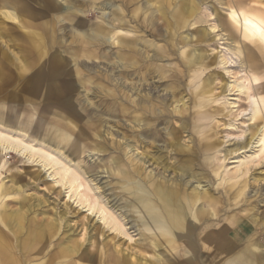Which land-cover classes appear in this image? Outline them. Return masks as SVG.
<instances>
[{
    "label": "bare ground",
    "instance_id": "6f19581e",
    "mask_svg": "<svg viewBox=\"0 0 264 264\" xmlns=\"http://www.w3.org/2000/svg\"><path fill=\"white\" fill-rule=\"evenodd\" d=\"M179 1L181 0H171L172 3ZM192 1L182 0L183 9L180 12V15L183 14L182 17L185 18V11L194 9ZM143 4L145 26L144 29L137 30L138 33L134 32V28L129 27L127 21L123 20L118 13L115 11L108 12L107 9L110 4L103 1H98L99 7L97 8L102 12L101 20L105 26L101 24L88 29L78 27L83 26L82 24L85 25L87 21L83 18H79V21L78 16H74L76 15L75 11L78 12L77 9L72 10L66 0H0V16L22 25H29L30 22L48 20L51 13L57 14L59 21L72 23L73 37L79 39L84 47H89V49H84L86 56L96 54L97 57L112 60L110 61L111 66H106L105 72H115V75L118 76L114 79L115 81L136 73L139 82L147 79L152 80L155 76H158L177 83L181 79L180 77L183 76H179V73L182 74L181 65L179 62L172 61L170 49L167 45L159 44L156 41L160 33L154 20L155 13L161 12L158 0H145ZM205 9L208 17L206 33L211 35L218 45L212 47V51L217 53V66L223 70L224 76L228 79L225 83L227 90L226 104L228 112L233 114L234 120L224 124L226 132L222 137V141L225 143V149H215L214 144L208 141L203 143L202 148L205 150L215 149L210 155L211 162L214 163V160L217 159L219 164L225 166L226 172L235 173L234 177L241 176L246 174L252 165H257L264 160V111L259 107L257 101L264 93V83L257 76L250 73V69L256 65L257 54L245 47L246 39L254 42L257 49H262L264 46V11L243 7L236 9L226 6L223 9L228 24H225L220 17L214 15L208 6ZM184 18H181L180 23L184 22ZM227 25H232L240 34L239 40H235V34L227 30ZM3 34H5L4 31L0 32V43L5 44L6 47V43L2 40ZM148 35L152 38H147ZM204 35L203 33L199 34V39L201 36H206ZM190 37H193V34H190ZM188 39L189 37H186L185 40ZM33 40L34 38L28 40L29 44L26 49L29 52V62L39 60L37 62L38 67L30 77L19 82V90L25 89L28 91L31 97L23 96L28 101L43 98L47 105H54L66 111V105L71 106L73 104L72 95L81 86V83L80 81L77 82L78 86L69 83L68 78L62 76L59 61L53 56L47 58L46 62L43 61L44 58L41 56V50L43 49H40ZM170 47L173 49L172 45ZM113 48H115L114 51ZM181 53L182 60L184 59L189 64L197 62L201 58V53L197 50H194L190 55L185 53V50ZM10 57L7 56L5 59L8 60ZM20 62L22 65L21 59ZM6 75L7 77L3 76V78H7L4 82L8 83L11 77L8 74ZM107 75L112 81V76L108 73ZM135 77L136 75L132 79ZM145 85L148 88L145 90L142 88L144 92L142 93L134 85L128 87L120 84L119 88L115 84L114 88L121 90L119 97V101L122 102L121 113L124 116L126 115V104L129 101L134 111L129 121L133 124L132 128L136 129H132L131 135L125 136L122 134L123 147L122 142L119 141L113 148L119 151L123 148L126 155L129 152L132 153L129 159L134 162L133 168L138 174H142L146 170L145 164L148 167L152 166L146 173L148 182L150 187L161 192L162 200L166 203L164 210L170 224V228H167L168 235L165 234L164 238L160 237L158 240L165 239L166 242L168 241L170 248L175 246L174 248L183 250L185 247L194 251L198 247L196 244H190L191 246H189L184 234L174 233L171 229H182L187 233V228L198 225L205 215L204 210L198 204L202 200L210 204L209 215L216 219L218 211L215 205L219 200L210 194L209 189H206V186L201 183L199 171L193 168L190 160L185 158L181 162L174 161L171 168L163 163L160 157L139 150V145L153 147L155 143L161 141V145L156 144L159 150L175 153V146L179 142H177L176 130L168 123L167 117L171 114L184 117L189 108V99L181 95L173 99L171 103L175 104L169 110V105L162 97L153 95L152 83L148 82ZM164 89L165 87L160 91H164ZM109 90L106 91L107 95H112L111 88ZM88 91V89H84L83 98L81 95L78 101L82 103L83 115L89 128L93 131L92 136L88 135L89 143L92 144L93 153L94 151L104 152L106 146L101 141L103 135H99L102 124L104 123L105 126L103 133L113 135L114 132L112 131L113 126H108V122L103 119L102 114H104V111H111L114 103L112 100L107 101L101 110H89L87 105L91 101L87 97ZM127 91L131 92L132 97L128 96ZM16 97L23 98L21 95H10L12 100H15ZM12 108L8 107L9 110ZM13 112L14 114L10 113L8 117L6 114L3 118L0 116V154L8 155L12 153L16 157H23L27 162L37 166L38 169L44 171L52 184L62 188L67 200L73 203L76 208L82 209L86 215L94 217L98 223H101L113 234L132 240L131 234L122 221V215L113 208L111 209L108 205V199L97 192L99 186L93 182V179L88 178L78 162L74 163L72 161L71 155L79 156L83 149L87 147L85 141L88 137L85 133L83 131L79 132L85 140L77 138L76 135L75 137L71 136L64 127L63 118L65 117L62 114L53 115L50 120L39 118L35 130L33 128L26 131L19 126L17 127L18 121L20 122V114L16 111ZM68 113L71 114L72 112L70 113L68 110ZM160 116H164V118L158 121ZM181 119L179 118L180 122ZM160 126L161 128H159ZM182 128H185V126L182 125ZM91 137H98L100 140H94ZM130 138L132 139L129 140ZM112 164L115 169L122 170V168H125L118 158H114ZM159 167L160 172L155 175L152 170ZM168 170L172 171L170 177L166 174ZM221 175L220 183L223 181L225 174L222 173ZM262 179L255 177L254 181ZM10 188L20 192V185L17 181H13ZM6 189L7 186L0 184V191L6 192ZM255 194L252 190L247 193L249 196H255ZM17 203L18 206L14 209H7L5 205L0 206V223L12 232L10 235L0 229V264H28V260L38 256H42L41 259L43 260L37 264H50L54 258L65 255H69L70 259L63 262L61 260L57 262L58 264H148L145 261V263H142L141 258L134 257V259H131L130 255L127 256L124 253L121 256L117 253L110 255L104 248L101 249L102 257L95 259L96 257H93L91 248L97 250L98 246H96V241L92 239L87 242L88 245L85 247H82V244H67L65 249L61 248L57 254L50 255V252L44 256L48 241L57 233L56 221L52 219L46 224L36 222L35 219L28 216L29 213L34 211L31 204L27 205L26 198L19 196ZM243 212L245 214L241 218L234 219L235 214H232L223 219L226 226L220 236L216 231H208L202 234L199 244L203 249L211 253L213 248L218 247V241L220 242L221 239L225 238V230L229 225L237 224L238 233L245 236L250 226L259 227L264 223V220H260L252 211V207L246 211L243 210ZM68 226L67 223L66 227L68 228ZM68 230H71V227ZM71 232L73 231L71 230ZM22 233V236H18ZM57 244H60V242H57ZM238 244L240 243L236 240L232 248ZM263 251L264 241L260 243V252ZM168 255H171L172 260L168 258L165 264H199L198 258H196V262V260L187 257L177 260V257H179L177 254ZM260 256L257 252L251 253L242 249L225 261L230 264H258L261 260Z\"/></svg>",
    "mask_w": 264,
    "mask_h": 264
},
{
    "label": "rangeland",
    "instance_id": "374dc122",
    "mask_svg": "<svg viewBox=\"0 0 264 264\" xmlns=\"http://www.w3.org/2000/svg\"><path fill=\"white\" fill-rule=\"evenodd\" d=\"M66 1L72 10L77 9L78 12L75 11L76 15L74 16H78V20L83 18L87 21L85 25L78 26L81 29L104 25L101 20L102 12L97 8L99 7L98 1L110 4L108 12L118 13L123 20L127 21L129 27L134 28V32L144 29L143 3L145 0ZM261 1L264 8V0ZM192 3L194 9L183 11L184 18L183 14L180 15L183 9L182 0L176 3H172L171 0H158L161 12L155 13L154 18L160 30L159 38L156 41L159 44L167 45L172 61L179 62L181 65L182 74L179 73V76H183L177 83L158 76L152 80L147 79L139 82L136 73L127 76V78L117 79L118 82H116L114 79L118 76L115 75V72H105L106 66H111L110 61L112 60L97 57L96 54L86 56L84 49H89V47H84L79 39L73 37L72 23L59 21L57 14H49V21L43 19L44 21L30 22L29 25H22L0 16V32L4 31L2 40L6 43V47L5 44L0 43V116L3 118L6 114L8 117L10 113L14 114L13 111L18 112L20 122L18 121L17 127L29 131L33 128L35 130L39 118L50 120L53 115L62 114L65 117L63 118L64 127L71 136L75 137L76 135L77 138L85 140L79 133L83 131L88 137L85 141L87 147L79 156L71 155L72 161L78 162L88 178L93 179V182L99 186L97 192L108 199L111 209L113 208L122 215V221L132 236V240L119 237L98 223L94 217L86 215L82 209L76 208L73 203L67 200L61 187L52 184L44 171L27 162L23 157H16L12 153L0 154V184L7 186L6 192L0 191V206L5 205L7 209H14L18 206L17 198L20 196L26 198L27 205H32L34 212L29 213V218L42 224H46L52 219L56 221L57 233L48 241L49 246L45 250L46 253L58 249L57 242H60L62 248L67 244H82V247H85L88 245L87 242L92 239L98 246L97 250L91 248L92 253L99 257L101 249L104 248L110 255L117 253L121 256L124 253L127 256L130 255L131 259L141 258L142 263L148 262V264H165L168 258L172 260L171 255L168 254H177L179 256L177 260L187 257L197 262L196 258L199 259V254L209 258L206 253L199 250L201 235L208 231H217L223 226L224 218L232 214H235L234 219L241 218L245 214L243 210L246 211L252 207V211L258 218L264 220V160L257 165H252L246 174L234 177L235 173L226 172L225 166L219 164L217 159L214 160V163L210 159V155L216 148H226L222 141L226 132L224 124L234 120V116L228 112L226 104L225 83L228 79L224 76L223 70L217 66V53L212 51V47L218 46L217 42L206 33L208 17L205 7L208 6L215 16L220 17L223 23L228 24L223 8L226 6L234 8L235 3L234 0H193ZM175 15L176 17H174ZM181 18H184L183 23H180ZM227 26V30L235 34V40H239L240 34L232 25ZM201 33L206 36H201L199 39ZM190 34H193V37H190ZM186 37L189 39L185 40ZM31 38H34L40 49H43L41 50L43 61L53 56L59 61L62 76L68 78L69 83L74 86H78L76 83L79 81L81 83V86L72 95L73 104L66 105V111L54 105H47L43 98L28 101L23 97L30 96L28 91L19 90V82L30 77L38 67L39 60L29 62V52L26 48H28V40ZM147 38L152 37L148 35ZM171 45L173 49L170 47ZM245 47L257 54L256 65L250 69V73L264 83V46L262 49H257L254 42L246 39ZM112 50L114 51L115 48ZM183 50L188 55L192 54L194 50L200 51V60L189 64L183 59L184 63L181 53ZM5 53L9 57L11 56L8 60L5 59L7 57ZM20 59L23 62L22 65ZM107 73L112 76V81ZM6 74L11 77L8 83L4 82L7 78H3V76L7 77ZM135 75L136 77L132 79ZM119 82L128 87L134 85L142 93H144L143 89L148 88L145 84L151 82L153 95L162 97L169 105V110L175 104L171 103L174 98L184 95V98L189 99L188 112L184 117L175 114L167 117L168 123L176 130L177 142H179L178 146H175V153L159 150L156 144L161 145V141L155 143L153 147L139 145V150L160 157L162 162L170 167L174 161L181 162L185 158L190 160L193 168L199 171L201 183L206 186V189H209L210 194L218 198L219 201L215 205L218 211L216 219L209 215L210 204L202 200L198 204L204 210L205 215L198 225L187 228V233L182 229H171L174 233L184 234L189 246L196 244L198 247L194 251L185 247L183 250L174 248L175 246L170 248L168 241L158 240L160 237L164 238L165 234L168 235L167 228H170V224L164 210L166 203L162 200L161 192L150 187L148 182L146 173L152 166L148 167L145 164L146 170L142 174H138L134 171V162L129 159L132 153L128 151L129 153L126 155L123 148L120 151L113 148L119 141L122 142L123 147L122 134L131 135L132 129H136L132 128L133 124L129 121L130 116L134 113L129 101H127L129 105L126 104V115L121 113L122 102L119 101L121 90L114 88L115 84L120 88ZM108 87L111 88L112 95H107L106 91H110ZM164 87V91H160ZM84 89L89 90L87 93V97L91 101L87 105L89 110L99 111L107 101L112 100L114 103L111 111H104L102 114L103 119L108 122V126H113L112 131L114 132L113 135L103 133L105 126L104 123L102 124L99 135H103L101 141L106 146L104 152L94 151L93 153L92 144L89 143V136L93 135V131L89 128L83 115L82 103L78 101L81 95L83 98ZM127 93L129 97H132L130 91ZM11 94L21 95L23 98L16 97L15 100H12ZM257 101L259 107L264 111V93ZM8 107L13 108L9 110ZM67 109L72 113L69 114ZM162 118L164 116H160L158 121ZM179 118H182L181 122ZM182 125L185 128H182ZM91 138L100 140L98 137ZM205 141L212 142L215 149H203L202 145ZM114 158H118L125 168L115 169L112 164ZM152 171L157 175L160 172V167ZM222 173L225 176L220 183ZM166 174L170 177L172 171L168 170ZM255 177L263 179L260 180L261 182L254 181ZM12 180L18 182L20 192L10 188ZM250 190L256 193L255 196L247 195ZM67 223L69 224L68 228L66 227ZM70 227L73 232L68 230ZM253 227L257 228L258 234L264 236V223L262 226L255 227L253 225ZM22 235L23 233L18 236ZM261 235H258V239ZM162 254L163 256H161Z\"/></svg>",
    "mask_w": 264,
    "mask_h": 264
},
{
    "label": "crops",
    "instance_id": "0c3cea01",
    "mask_svg": "<svg viewBox=\"0 0 264 264\" xmlns=\"http://www.w3.org/2000/svg\"><path fill=\"white\" fill-rule=\"evenodd\" d=\"M234 3H235L234 8H236V9L243 7V8L254 9L256 11H259V10L262 12L264 11V8L262 7L263 3L261 0H234ZM225 226H226V224L224 223L223 226L220 227L216 231V232H218L219 236H220V234H222V231H224ZM235 226H236V228H235ZM237 228H238L237 224L229 225L225 230V232H226L225 238L223 240L221 239L220 242L218 241V247L213 248L211 253H209L208 251L203 249V247L199 244V250L206 253L207 257H209V258H206L205 255L199 254V264H230L229 262H227L225 260L228 257H232L234 254L238 253V251L242 250V249L244 251H248L251 253L257 252L258 254H260L261 260L258 264H264V251L260 252V243H262L264 241V236H262L261 234H258L257 228H254L253 226H250V228L247 232V235H245V236L240 235L238 233L239 229L237 230ZM0 229L4 230L6 233H8L10 235L12 234V232L9 230V228H6L1 223H0ZM258 235H261V236H259V239H258ZM246 239H247V241H246ZM236 240L240 244H238L234 248H232V246ZM199 243H200V241H199ZM255 244H257V245H255ZM57 245H58V247H57L58 249L53 250L54 252L50 251L51 253L50 252L46 253L45 250H47V247L49 246V245H47V247L44 250V256L48 255L49 253H50V255L57 254L60 251V249L62 248V247H60L61 246L60 244H57ZM63 248L65 249V247H63ZM92 255L94 258L96 257L95 259H100L102 257V256L99 257L93 253H92ZM94 255H96V256H94ZM41 258H42V256H40V257L38 256V257L34 258L35 260L34 259L28 260L27 263L28 264L29 263L30 264L40 263V262H42L41 260H43ZM66 259L67 260L70 259V256L65 255L63 257L54 258L53 262L50 264H55V263L58 264L57 262H60L61 260L63 262Z\"/></svg>",
    "mask_w": 264,
    "mask_h": 264
}]
</instances>
